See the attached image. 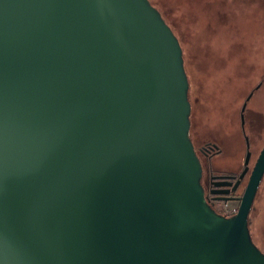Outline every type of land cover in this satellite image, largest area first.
Here are the masks:
<instances>
[{
	"label": "water",
	"instance_id": "95a60500",
	"mask_svg": "<svg viewBox=\"0 0 264 264\" xmlns=\"http://www.w3.org/2000/svg\"><path fill=\"white\" fill-rule=\"evenodd\" d=\"M161 18L148 0H0V264H264L248 227L264 147L218 215Z\"/></svg>",
	"mask_w": 264,
	"mask_h": 264
},
{
	"label": "rangeland",
	"instance_id": "374dc122",
	"mask_svg": "<svg viewBox=\"0 0 264 264\" xmlns=\"http://www.w3.org/2000/svg\"><path fill=\"white\" fill-rule=\"evenodd\" d=\"M150 1L182 48L191 107L188 137L202 168L241 172L246 137L253 168L264 147V0ZM206 144L221 153L206 158L199 153ZM228 206L239 208L234 202ZM249 227L253 243L264 254V178Z\"/></svg>",
	"mask_w": 264,
	"mask_h": 264
},
{
	"label": "flooded vegetation",
	"instance_id": "af4514ba",
	"mask_svg": "<svg viewBox=\"0 0 264 264\" xmlns=\"http://www.w3.org/2000/svg\"><path fill=\"white\" fill-rule=\"evenodd\" d=\"M244 105H243V107H244ZM241 115H242V110H241ZM241 123H242V121H241ZM241 127H242V130L244 133L245 126L243 127L241 125ZM213 146L214 145L206 144L200 148L199 153L204 155L208 159H210L212 156L220 154L221 153L220 150L219 149H213ZM196 155L198 157L197 152H196ZM253 168H250V170H249L248 174L246 175V177L244 178V180H242L240 185L238 187H236L237 188L236 190H234L233 187L235 186V184L238 181L241 173L243 172L244 167L242 168L241 172H229V171L217 172V171H214L211 169L207 170V172H206L202 168L200 184H201V187L204 191L206 202L218 215L224 216L221 214V211H220V205L223 203L234 202V203H238L240 205V202L237 199L242 197ZM217 177H231V178L234 177V179H220ZM221 182H228V183L230 182L231 185H226V186H217L216 185L217 183H221ZM222 191L226 192V193L219 194ZM223 199H228L229 201H225ZM224 217H226V216H224Z\"/></svg>",
	"mask_w": 264,
	"mask_h": 264
},
{
	"label": "built area",
	"instance_id": "2783aa9c",
	"mask_svg": "<svg viewBox=\"0 0 264 264\" xmlns=\"http://www.w3.org/2000/svg\"><path fill=\"white\" fill-rule=\"evenodd\" d=\"M238 209H239L238 207L237 208H235V207L230 208L228 206V203H223L220 205L221 214L228 217V218H229V216L233 217L234 215H236L238 212Z\"/></svg>",
	"mask_w": 264,
	"mask_h": 264
},
{
	"label": "trees",
	"instance_id": "16d2710c",
	"mask_svg": "<svg viewBox=\"0 0 264 264\" xmlns=\"http://www.w3.org/2000/svg\"><path fill=\"white\" fill-rule=\"evenodd\" d=\"M149 1V3H150V5H152L153 6V4H152V2L150 1V0H148ZM158 12H159V10H158ZM159 13H161V12H159ZM161 15V14H160ZM161 17H162V15H161ZM162 19V18H161ZM249 226H250V219H249ZM248 226V227H249ZM249 230H250V227H249Z\"/></svg>",
	"mask_w": 264,
	"mask_h": 264
}]
</instances>
